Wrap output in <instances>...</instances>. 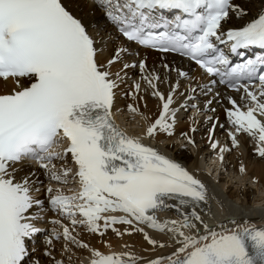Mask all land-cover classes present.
Instances as JSON below:
<instances>
[{"label": "snow or ice", "instance_id": "6c2138e0", "mask_svg": "<svg viewBox=\"0 0 264 264\" xmlns=\"http://www.w3.org/2000/svg\"><path fill=\"white\" fill-rule=\"evenodd\" d=\"M92 3L119 34L117 38H124L106 63L98 59L103 49L96 37L63 0H0V79L11 78L20 89L0 94V264H27V241L43 231L37 223L46 219L47 211L68 221L47 220L62 229L52 227L45 237V255L54 264H64L51 251L54 240L63 238L65 252L70 251L69 243L87 249L89 245L79 239L78 227L101 236L112 228L122 236L124 233L115 227L118 224L129 225L128 234L142 232L154 248L174 249L149 264H264V224L232 217L215 224L206 222L199 211L202 203H208L206 185L182 164L145 144L142 137L129 135L115 122L117 91L127 76L125 70L137 64L123 63L120 71H111L130 53L127 45L132 43L187 57L212 77L201 86L205 93L212 92L217 83L243 91V107L227 97L232 105L226 109L228 122L235 133L244 132L255 139L257 152L264 157V51L248 55L252 49L264 50V11L250 22L225 28L232 17L247 15L233 0ZM220 45H227L228 52L240 61L233 62ZM138 67L143 73L145 60L141 59ZM163 67L168 69L169 64ZM176 71L179 77L188 75ZM21 79H27L28 85L21 87ZM142 79L153 89L151 94L163 102L159 117L147 126L144 135L154 139L158 132H164L171 136L178 118V109L171 105L179 82L165 96L154 83L163 82L158 74ZM243 80H258L259 88H250L241 83ZM140 88L135 83L136 92ZM127 110L139 112L131 104ZM215 127L213 124V130ZM235 133H228L233 147L238 146ZM65 140L67 147L56 150ZM188 142L194 143L190 137ZM211 146L219 148L222 162L229 149L218 142ZM69 153L77 166L79 191L65 193L49 186L45 202L34 195L41 191L36 185L42 184L34 173L17 179L22 171L17 165L35 160L50 181L67 184L72 169L62 165L57 173L54 161L66 163ZM240 170L244 171L243 166ZM169 210L175 211V219H158V213ZM145 227L165 234L168 242L153 239ZM90 251V264H136L139 259L131 252Z\"/></svg>", "mask_w": 264, "mask_h": 264}, {"label": "bare ground", "instance_id": "6f19581e", "mask_svg": "<svg viewBox=\"0 0 264 264\" xmlns=\"http://www.w3.org/2000/svg\"><path fill=\"white\" fill-rule=\"evenodd\" d=\"M68 10L74 13L76 16L82 19V21L88 26V31L96 37L97 44L103 49V54L98 56V59L102 63H106L113 55V50L117 48L121 43H124L111 25L106 24L105 19L101 11L94 6L92 0H63ZM233 3L241 5L247 11V15L242 19L232 17L228 22L224 24L225 28L243 25L246 22H250L254 18H258V14L264 11V0H233ZM107 33L108 35H105ZM130 48V53L124 55L122 62H117L111 68L113 73L120 71L123 68V63H135L137 67L129 68L125 70L127 76L125 77L124 83L120 84V88L117 91V95L114 102V115L117 122H119L118 114L126 115L127 121H131L139 117L143 122V129H136L132 127H126L125 130L131 136H140L145 144L157 148L159 151L169 156L182 164L188 171H190L196 178L201 180L207 188L209 206L206 209V205H200L199 211L206 222L209 224H215L218 221H227L230 217L236 218L237 220H248L256 224H264V195L257 194L256 191L251 188H244L243 185H239L237 182L228 180L224 174H219V181L217 182V176L209 175L208 171L214 166L212 175L215 170H234L237 174H242L241 183L245 180H252L256 184L257 188L262 190L264 193V157L260 156L257 152L259 147L257 141L249 136L247 133H237L238 146L233 147L231 138L229 136L230 131H235L232 125L228 122L227 113L224 109L232 108L231 103L227 97H231L236 100L238 104L243 107L241 96L244 95L243 91L240 92H226L221 86H212V92L205 93L201 90L202 85H206L210 82L211 78L204 74L203 71L197 67L186 63L184 60L177 59L175 56L170 54H159L147 49L137 48L132 44L127 45ZM143 59L147 64V68L142 73L138 67L139 61ZM168 63L169 68L163 67V64ZM176 69L185 71L188 73L186 77H179ZM158 74L161 77L160 81H154L157 85V89L165 96L170 91V87L179 82L180 87L177 93L174 95V103L171 105L172 108L178 109L177 122L172 130L171 136L164 132H158L155 138L146 137L145 131L149 124L154 122L162 111L163 102L157 96H153L151 93L152 88L148 86L146 81L142 79V76L150 74ZM124 75V73H121ZM29 81L27 79H21V87L27 86ZM135 83L141 85L140 91L136 92ZM15 90H20L15 81L9 78L7 81L0 79V94H9ZM195 89V92L192 91ZM126 93H131L126 95ZM183 93V95H180ZM258 94V91H257ZM189 97H193L189 99ZM208 100H212L211 104H207ZM197 101V102H195ZM134 105L139 109L138 113H133L127 110L128 105ZM183 105L184 107H181ZM195 105L196 107H193ZM120 109L121 111H117ZM192 109V110H191ZM215 109V111H211ZM191 110L190 113H187ZM246 110V109H245ZM204 113V115L212 114V119L202 118L203 121H198L194 118V113ZM145 117L147 119H145ZM184 117L188 118L184 120ZM208 117V116H207ZM185 118V119H186ZM261 119H264L262 117ZM132 123V122H131ZM213 124L216 125L213 130ZM201 125V126H200ZM220 125H223L221 127ZM202 127V128H200ZM195 131H192V129ZM187 134L185 137L182 134ZM235 133V132H234ZM191 138L194 143H189L188 138ZM184 139L187 143L192 146H197L199 142L200 146H197V150L191 153L188 150L183 149L176 140ZM249 141L253 142V146L249 144ZM218 142L220 147L229 149L223 153L224 159L218 162L216 159L219 158V148L213 149L212 143ZM60 147V146H59ZM67 145L64 147L66 148ZM63 151V147H60ZM206 158L212 160L208 165H204ZM65 162L60 160L54 161L58 168L66 166L72 169V176L69 180L73 182L77 181L75 173L77 166L71 156L67 154ZM241 166L244 171L241 172ZM22 168V171L17 173V179L34 173L35 177L42 184H37V187L41 188L39 193L34 195L45 202H47V188L43 183L45 181L50 183L59 184L56 181H50L48 176L45 175V170L40 166H33L28 163L17 165ZM56 167V168H57ZM210 168V169H209ZM220 168V169H219ZM225 173V172H224ZM236 174V175H237ZM75 179V180H74ZM79 184V183H78ZM237 184V185H236ZM53 189H58L52 187ZM62 190V189H61ZM80 190V185L68 191L62 190L65 193L77 192ZM218 198L224 199L226 204L223 208L219 207ZM31 211V210H30ZM115 215H122L121 213H114ZM158 219L163 221L164 219H175L176 213L174 210L166 212H160L157 214ZM46 219L37 223V226L43 229L40 233L27 241V247L30 251L28 258V264H33L34 261H39V264H54V261L50 256L45 255V249L48 247L45 242V237L48 235V231L52 227L58 225H52L47 222L51 218H60L62 223L67 224L68 221L57 214L47 211L45 213ZM102 223V222H101ZM122 233V236H118L116 232L109 228L103 236L98 233H90L83 227H78L79 239L89 245V248H79L73 244H68L70 251H63L65 241L61 238L58 241H53L54 247L51 249L53 255L58 259L62 260L64 264H90L91 251L90 249H96L104 254L111 253H124L131 252L135 254L137 259L136 264H149L150 261L157 259L161 256H166L174 251L173 248L165 247L160 248L158 245L154 248L148 244L144 239L142 232L127 233L129 225H115ZM141 227H144L141 225ZM62 231V229H59ZM103 231V229H102ZM145 231L148 232L149 236L160 242L167 243L168 236L163 233L156 232L152 229L145 227ZM42 235L41 237L39 235ZM75 235V233H74ZM41 242L38 243V241ZM130 246V247H126ZM71 257V260H69Z\"/></svg>", "mask_w": 264, "mask_h": 264}, {"label": "rangeland", "instance_id": "374dc122", "mask_svg": "<svg viewBox=\"0 0 264 264\" xmlns=\"http://www.w3.org/2000/svg\"><path fill=\"white\" fill-rule=\"evenodd\" d=\"M195 102H197V101H195ZM192 110V109H191ZM191 110L189 111V112H187V113H190L191 112ZM225 112H226V110H225ZM195 115H194V118L197 120V122L198 121H203V119L202 118H209V117H211L210 119H212V114H206V115H204V113H194ZM208 116V117H207ZM186 117H184V120H187V119H189V117L188 118H186ZM118 119H119V125L121 126V127H123V128H125V127H132V128H136V129H143L144 128V124H143V122L139 119V117H137V118H135V119H132L131 121H127V116L126 115H120V114H118ZM132 122V123H131ZM201 126V125H200ZM200 128H202V127H200ZM233 133H234V131H232ZM236 134V133H235ZM176 142L183 148V149H185V150H188V151H190L191 153H194V152H196V150H197V146H200L199 144V142H197V146H192V144H189V143H187L184 139H178V140H176ZM249 144L251 145V146H253L254 144H253V142H251V141H249ZM60 145H65L64 143H61ZM208 161H206L205 163H204V165H208L211 161H209V159L208 158H206ZM218 162L220 161V159L219 158H217L216 159ZM57 166H59V165H56V167ZM210 169V168H209ZM213 169H214V166H212V168L209 170V173H210V175H212V172H213ZM220 169V168H219ZM57 173H61V171H62V168H55L54 169ZM221 172H219V171H217V170H215L214 171V173H213V176H218L219 174L221 175H223L224 174V176H220V178L221 177H226L228 180H231V181H233L234 183L235 182H237L239 185H243L244 186V188H248V187H251V188H253L255 191H256V193L257 194H263L264 195V193H262L261 191L262 190H260V189H258L257 188V186H256V184L254 183V181H252L251 179L250 180H245V182L244 183H241L240 182V180L242 179V177L241 176H243L242 174H237L236 172H234V170L232 169V170H224V169H222V170H220ZM225 172V173H224ZM72 174H73V172H70L69 173V175H68V183L67 184H62V183H59V184H55V183H50V184H48V182L47 181H45L44 183H43V185L44 186H51V187H55V188H58V189H62V190H64V189H66V190H68V191H72V189H74V188H76L79 184H78V182L77 181H75V182H73V180H69V177H71L72 176ZM237 174V175H236ZM75 180V179H74ZM237 185V184H236ZM42 235H40V237H41ZM55 241H58V240H55ZM41 242V239H40V241H38V243H40ZM28 264V263H27Z\"/></svg>", "mask_w": 264, "mask_h": 264}]
</instances>
